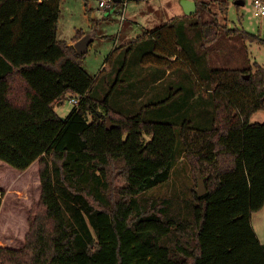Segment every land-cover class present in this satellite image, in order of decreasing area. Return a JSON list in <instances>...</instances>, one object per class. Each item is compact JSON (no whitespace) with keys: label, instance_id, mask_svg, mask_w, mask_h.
<instances>
[{"label":"trees","instance_id":"16d2710c","mask_svg":"<svg viewBox=\"0 0 264 264\" xmlns=\"http://www.w3.org/2000/svg\"><path fill=\"white\" fill-rule=\"evenodd\" d=\"M220 4L226 14L227 3ZM60 6L61 0H0V160L20 171L38 161L41 179L25 243L0 246V264H264V244L252 227L253 213L264 207V123L250 122L264 111V68L217 63L228 58L222 37L246 56L247 42L264 45V38L229 29L207 3L197 2V13L183 18L196 20L201 48L220 65L207 90L214 126H180L182 151L206 180V194L153 200L142 195L169 181L177 128L92 96L94 79L82 65L91 43L79 54L57 39ZM179 19L130 44L154 46L143 64L188 67ZM67 95L79 104L63 120L54 106ZM2 205L1 193L0 212Z\"/></svg>","mask_w":264,"mask_h":264},{"label":"rangeland","instance_id":"374dc122","mask_svg":"<svg viewBox=\"0 0 264 264\" xmlns=\"http://www.w3.org/2000/svg\"><path fill=\"white\" fill-rule=\"evenodd\" d=\"M182 0L129 1L126 21L122 23L119 12L123 6H115L114 12L102 13L96 0H61L57 39L70 44L78 32L82 38H92L88 52L82 59L83 68L94 79L92 96L98 100L110 97L111 105L126 113L142 112L147 121L172 123L177 130V158L168 182L146 191L142 196L153 200L192 198L198 189L199 175L193 168L180 142V126L189 120L198 129L214 126L215 107L208 89L210 72L220 67L209 61V55L201 48L202 31L193 26L195 19L186 17ZM207 3L213 14H219V21L229 29L246 31L264 38V17L255 13L252 0H194ZM227 3L226 14L220 10L221 2ZM175 22L182 48L191 57L187 68H168L142 63L144 54L153 51L151 43H139L133 49L130 44L146 32L164 24ZM190 17V16H187ZM182 18V19H181ZM228 58L219 60L222 67H237L241 64L258 63L264 68V45L247 42L249 55L234 52V43L227 38L220 39ZM220 41L217 43L220 44ZM78 42V41H77ZM216 42L211 43L215 46ZM118 52L114 55L115 50ZM122 73L120 74V71ZM119 81V82H118ZM206 90V91H204ZM67 95L57 102L54 110L61 118H67L75 109ZM140 98V99H139ZM152 103H158L150 106ZM250 122L264 123V111L255 113ZM152 137L146 136L150 142ZM39 162L25 171L17 170L0 160V194L3 205L0 213V246L21 248L35 218L41 197ZM252 227L258 239L264 244V207L252 215Z\"/></svg>","mask_w":264,"mask_h":264},{"label":"water","instance_id":"95a60500","mask_svg":"<svg viewBox=\"0 0 264 264\" xmlns=\"http://www.w3.org/2000/svg\"><path fill=\"white\" fill-rule=\"evenodd\" d=\"M117 2H120V0H117ZM182 4V8L185 12L186 16H193L197 13V2L193 1V0H182L181 1ZM92 38L88 37V38H83L82 40L80 39L78 42L75 43V48L77 50V52L79 54H84L87 49L88 46L90 45V43H92ZM249 78V77H247ZM63 120L65 118H62ZM107 128L111 129L113 128V125L111 123L110 117L107 118ZM205 179L201 177V175H199V185H198V189L196 190V194L199 197H202L203 195L206 194V186H205Z\"/></svg>","mask_w":264,"mask_h":264},{"label":"built area","instance_id":"2783aa9c","mask_svg":"<svg viewBox=\"0 0 264 264\" xmlns=\"http://www.w3.org/2000/svg\"><path fill=\"white\" fill-rule=\"evenodd\" d=\"M99 6V9L102 13H108V15L111 12L115 11V5L120 4L123 6V10L119 12L121 15L122 23L126 21V8L127 3H129L128 0H120V2H117V0H96ZM253 6L255 9V13L259 17H264V0H252ZM71 101L77 106L79 104L78 98H72Z\"/></svg>","mask_w":264,"mask_h":264},{"label":"crops","instance_id":"0c3cea01","mask_svg":"<svg viewBox=\"0 0 264 264\" xmlns=\"http://www.w3.org/2000/svg\"><path fill=\"white\" fill-rule=\"evenodd\" d=\"M194 1V0H193ZM243 1L241 0L238 4H240V5H243ZM116 10H117V8H115ZM183 9V8H182ZM178 18H180V17H178ZM93 41V40H92ZM70 44H73V45H75V42H74V39H73V41L70 43ZM89 47V46H88ZM1 213V212H0Z\"/></svg>","mask_w":264,"mask_h":264}]
</instances>
